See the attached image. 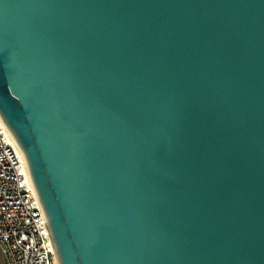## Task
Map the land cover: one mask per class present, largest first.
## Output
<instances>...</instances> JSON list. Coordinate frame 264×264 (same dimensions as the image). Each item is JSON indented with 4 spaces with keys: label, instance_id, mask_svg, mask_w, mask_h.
<instances>
[{
    "label": "water",
    "instance_id": "95a60500",
    "mask_svg": "<svg viewBox=\"0 0 264 264\" xmlns=\"http://www.w3.org/2000/svg\"><path fill=\"white\" fill-rule=\"evenodd\" d=\"M0 120L58 264H264V0H0Z\"/></svg>",
    "mask_w": 264,
    "mask_h": 264
},
{
    "label": "built area",
    "instance_id": "2783aa9c",
    "mask_svg": "<svg viewBox=\"0 0 264 264\" xmlns=\"http://www.w3.org/2000/svg\"><path fill=\"white\" fill-rule=\"evenodd\" d=\"M0 120V250L4 264H58L34 185Z\"/></svg>",
    "mask_w": 264,
    "mask_h": 264
},
{
    "label": "bare ground",
    "instance_id": "6f19581e",
    "mask_svg": "<svg viewBox=\"0 0 264 264\" xmlns=\"http://www.w3.org/2000/svg\"><path fill=\"white\" fill-rule=\"evenodd\" d=\"M5 127H6V126H5ZM5 129H6V128H5ZM6 132H7V134H8V138H9L10 143H12V145L15 147V149H16L17 152L19 153V156H21V155H22V154H21V151H20L18 145L16 144V142H15L13 136L11 135V133L9 132L8 129H6ZM21 158H22V160H23L24 167H25V169H26V171H27V174H28V176L30 177V174H29V171H28L27 165H26V163H25V161H24V159H23V156H21ZM30 179H31V178H30Z\"/></svg>",
    "mask_w": 264,
    "mask_h": 264
},
{
    "label": "crops",
    "instance_id": "0c3cea01",
    "mask_svg": "<svg viewBox=\"0 0 264 264\" xmlns=\"http://www.w3.org/2000/svg\"><path fill=\"white\" fill-rule=\"evenodd\" d=\"M0 264H4V258H3L1 250H0Z\"/></svg>",
    "mask_w": 264,
    "mask_h": 264
}]
</instances>
